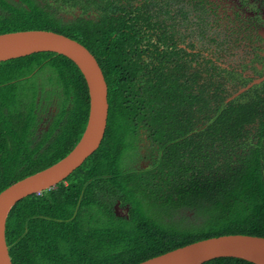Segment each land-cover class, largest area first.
<instances>
[{"label": "trees", "instance_id": "16d2710c", "mask_svg": "<svg viewBox=\"0 0 264 264\" xmlns=\"http://www.w3.org/2000/svg\"><path fill=\"white\" fill-rule=\"evenodd\" d=\"M148 1L0 0V33L46 29L71 37L95 56L108 87L106 130L99 147L64 181L21 199L11 209L5 236L13 264H134L210 236L264 237L259 152L254 146L246 151L236 135L231 162L216 159L217 171L209 146L208 154L201 152L199 165L180 166L176 144L173 152L168 147L143 181L119 173L103 178L105 172L120 167L129 120H145L144 127L154 133L169 126L170 141L184 131L178 119V94L165 85L162 51L154 47L156 64L132 49L140 22H147ZM74 11L79 16L63 15ZM41 71L59 85L62 112L53 118L47 139L43 136L29 154L21 153L20 141L14 148L13 140L27 138L35 127L34 76ZM241 107L233 104L234 117H242ZM260 108V100L245 106V122H252ZM87 113L86 82L66 56L38 52L0 61V122L13 114L25 131L19 135L17 127L9 126L8 139L4 136L0 144V191L66 155L84 130ZM170 151L173 156L167 157ZM220 160H224L222 174ZM116 199L130 204L127 218L113 212ZM203 264L254 263L219 257Z\"/></svg>", "mask_w": 264, "mask_h": 264}, {"label": "flooded vegetation", "instance_id": "af4514ba", "mask_svg": "<svg viewBox=\"0 0 264 264\" xmlns=\"http://www.w3.org/2000/svg\"><path fill=\"white\" fill-rule=\"evenodd\" d=\"M148 2L147 22H140L141 32L139 38L132 40V49L134 53L137 49L144 52L141 56L151 58L156 64L154 47L162 51L161 60L167 76L165 85L178 94V119L184 131L170 141L169 126L161 133H154L144 127L145 120L122 122L123 126L127 122L130 125L121 142L124 151L120 167L105 172L103 178H116L114 175L119 173L121 176L135 175L143 181L168 147L176 144L180 166L199 165L201 152L208 154L209 146L214 157L213 169L217 171L216 159L223 157L231 162L236 135V141L245 144L246 151L249 152L250 146L258 149L264 180V0ZM75 12L78 13L63 15L73 17ZM47 75L41 71L34 76L35 127L29 129L27 138L13 140L14 148L20 141L21 153L34 151L43 136L46 138L53 118L62 112V104L58 101L61 89L47 80ZM251 82L254 83L250 87L240 91ZM255 100L261 101L258 116L252 122H245V106L254 105ZM235 102L242 105V117L241 114L234 117ZM5 115H9V111H5ZM18 122L13 114L0 122V144L4 136L8 139L9 126L17 127L19 135H25L23 124ZM171 151L167 157L173 156ZM223 163L224 160H220V174ZM136 194L142 197L141 193ZM129 211L127 201L115 200L113 212L116 216L127 218Z\"/></svg>", "mask_w": 264, "mask_h": 264}, {"label": "water", "instance_id": "95a60500", "mask_svg": "<svg viewBox=\"0 0 264 264\" xmlns=\"http://www.w3.org/2000/svg\"><path fill=\"white\" fill-rule=\"evenodd\" d=\"M75 15L79 14L75 12ZM68 17L72 18V15ZM38 52L64 55L78 67L87 86V120L79 140L66 155L0 191V264H13L5 236L6 220L13 206L21 199L54 188L65 180L99 147L107 123V83L97 59L83 44L62 33L46 29L0 33V61ZM219 257H234L254 264H264V237L243 233L210 236L134 264H203Z\"/></svg>", "mask_w": 264, "mask_h": 264}]
</instances>
